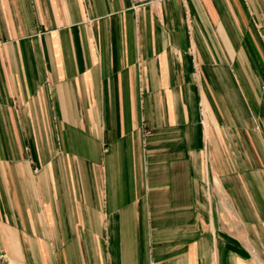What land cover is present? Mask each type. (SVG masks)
<instances>
[{
	"label": "crops",
	"instance_id": "obj_1",
	"mask_svg": "<svg viewBox=\"0 0 264 264\" xmlns=\"http://www.w3.org/2000/svg\"><path fill=\"white\" fill-rule=\"evenodd\" d=\"M8 264H264V0H0Z\"/></svg>",
	"mask_w": 264,
	"mask_h": 264
},
{
	"label": "built area",
	"instance_id": "obj_2",
	"mask_svg": "<svg viewBox=\"0 0 264 264\" xmlns=\"http://www.w3.org/2000/svg\"><path fill=\"white\" fill-rule=\"evenodd\" d=\"M163 1L166 0H131V3L134 8H137V7H143L149 5L154 2H163ZM0 264H8L6 254L3 252H0Z\"/></svg>",
	"mask_w": 264,
	"mask_h": 264
}]
</instances>
